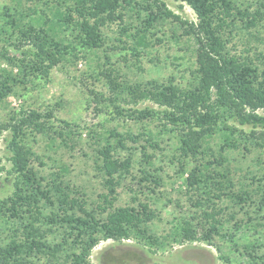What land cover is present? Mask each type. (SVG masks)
<instances>
[{
	"label": "trees",
	"instance_id": "1",
	"mask_svg": "<svg viewBox=\"0 0 264 264\" xmlns=\"http://www.w3.org/2000/svg\"><path fill=\"white\" fill-rule=\"evenodd\" d=\"M10 1L0 12V103L17 87L50 82L54 69L69 73L84 61L77 90L84 110L101 118L90 124L58 118L57 129L54 108L20 106L0 123L12 175L11 192L0 197V264H37L41 257L92 264L91 251L101 240L130 238L158 248L204 242L219 251L221 264H264V171L247 169L235 181L237 165L229 155L237 150L261 160L264 154V45L253 44L261 43L256 28L264 21V0H180L179 8L185 3L193 11L191 20L164 0H39L40 11L23 4L27 0ZM110 24L117 29L113 38L103 30ZM168 24L173 41L193 48L191 79L183 84L174 73L147 79L121 73L120 65L142 70V59L153 58L152 38L161 40L158 26ZM244 32L248 39L237 51L233 39ZM164 135L173 138L172 161L187 173L189 204L159 235L149 225L159 211L148 195L116 201L131 175L133 150L142 157L141 175H132L139 194L162 186L154 158ZM57 138L68 149L93 146L101 191L89 195L67 177L63 163L42 171L44 157L53 159L33 144L44 139L52 146Z\"/></svg>",
	"mask_w": 264,
	"mask_h": 264
},
{
	"label": "rangeland",
	"instance_id": "2",
	"mask_svg": "<svg viewBox=\"0 0 264 264\" xmlns=\"http://www.w3.org/2000/svg\"><path fill=\"white\" fill-rule=\"evenodd\" d=\"M167 6L172 10L179 12L184 17L188 19H194V13L191 8L182 3V8L178 5L181 4L180 0H164ZM256 1V0H248ZM10 0H0V12L2 11V5L10 4ZM23 4L29 7L37 8L40 11L43 8L42 3L39 0H27ZM126 20L130 21V18L126 16ZM136 22L135 17L132 18ZM258 31L259 40L253 41L254 46L262 49L264 45V21L262 25L256 28ZM104 32L110 38L116 35V25L110 24L104 27ZM169 24L165 27L158 26L156 37L161 40H155L152 38L153 47L152 53L153 58L149 61L147 57L142 59L141 65L142 70L137 71L132 68H128L120 65L121 73L129 75L132 78L144 77L145 79L151 77L164 78L169 76L171 73L175 74L178 80L182 81L183 84L187 83L191 79L190 72L194 68L192 64L193 61V48H187V46L181 43L177 44L169 36ZM255 31V30H252ZM245 33V32H244ZM241 34L239 40L238 36H235L233 41L236 43V50L242 51L244 44L242 42L248 39L246 33ZM151 58V57H149ZM2 60H0L1 62ZM3 65L0 63V66ZM87 62L80 61L77 63L76 67H70V72L65 73L64 70L54 69L51 72L50 82L45 83L43 80L34 79L33 83L26 84V88L22 89L21 86L16 88V93L10 95L3 103H0V123L7 120L11 111H18L20 106L37 108L40 110L46 109L45 106L49 105L54 108V126L58 129V118L66 119L68 121H76L81 119L82 122L87 124L96 123L101 117H96L92 112L84 110V101L82 100L83 95H81L77 90V85L80 80H85L84 76H80L81 71L87 68ZM134 71V72H132ZM77 76L74 79L73 76ZM76 83V85H74ZM60 105H56V103ZM81 122V123H82ZM115 124V123H112ZM111 124V125H112ZM122 125V123H120ZM62 125L60 124V127ZM110 126V124H106ZM125 126V125H124ZM125 127H120L123 130ZM130 129L135 130L134 126H130ZM156 128H153V132ZM101 130V129H100ZM4 132L3 135H5ZM86 133L82 132V138H86ZM170 137L169 134H166ZM163 142H160L161 151L157 150V157L154 158V167L157 168V172L160 173L162 177V186L156 189V193H150V191L143 189L144 194H139L138 187L134 184L135 177L140 176L138 171L139 160L142 158L139 150H133L134 164L132 167L131 175H127L123 181L122 187L118 188V200L116 204H129L132 202L131 197L136 195L137 197L143 199V195L149 196V201L152 206H154L158 211V218L154 219L149 225L151 230L155 234H165L170 230L172 225V219L176 216H180L186 206H188L189 201L185 194L186 181L184 175L178 170V162L176 160L172 161L171 152H175L173 149V138L168 139L165 135L162 137ZM52 146L47 140L41 139L40 142L33 144V148L39 154H46L51 156L53 160L46 159L47 165L42 168L44 173H47L48 169L58 168L59 163H63L68 167L67 177L72 179L73 183H78L85 192L89 195H94L95 192L102 190L100 183V178L96 175L93 168L92 157L94 155V149L92 145L88 144H76L74 148L68 149L63 145H58L57 140L53 141ZM134 145V144H133ZM150 151L151 148H149ZM241 151H232L229 155L233 156L231 163L234 166V173L232 177L235 181L241 180L244 172L247 169L257 171L261 174L264 171V154L261 156V160H256L253 154H242ZM42 154V155H43ZM122 156L127 154V151H120ZM167 154L168 156H165ZM9 152L6 149V143L3 138L0 139V197L11 192L12 188V175L8 172L11 168V163L7 159ZM229 157V156H228ZM58 159H61L58 162ZM51 166V167H49ZM52 169V168H51ZM130 187L133 188L131 191ZM183 207L178 208L176 205ZM234 211H238L236 217H241L242 212L233 208ZM174 221V220H173ZM0 225V241L4 237ZM1 243V242H0ZM222 250L227 249L224 245ZM264 247L260 249L262 253ZM219 251L214 246H210L204 242H184L178 244L176 242H171L169 245L163 248H158L156 246H151L142 240L122 239L121 241H115L112 239L101 240L98 245H96L90 255V261L92 264H150L157 262L160 264H221V260L218 257ZM37 264H58L50 262L47 258L41 257L35 259ZM236 264H238L236 262ZM246 264V263H240Z\"/></svg>",
	"mask_w": 264,
	"mask_h": 264
}]
</instances>
